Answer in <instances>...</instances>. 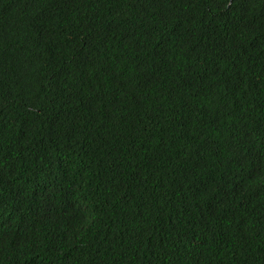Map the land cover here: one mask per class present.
I'll use <instances>...</instances> for the list:
<instances>
[{"label":"trees","instance_id":"trees-1","mask_svg":"<svg viewBox=\"0 0 264 264\" xmlns=\"http://www.w3.org/2000/svg\"><path fill=\"white\" fill-rule=\"evenodd\" d=\"M0 264H264V0H0Z\"/></svg>","mask_w":264,"mask_h":264}]
</instances>
